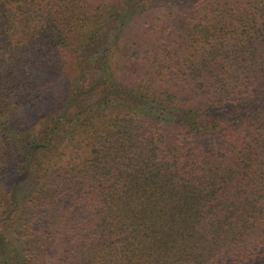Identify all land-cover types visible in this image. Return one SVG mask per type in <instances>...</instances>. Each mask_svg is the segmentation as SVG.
Listing matches in <instances>:
<instances>
[{
  "label": "trees",
  "instance_id": "trees-1",
  "mask_svg": "<svg viewBox=\"0 0 264 264\" xmlns=\"http://www.w3.org/2000/svg\"><path fill=\"white\" fill-rule=\"evenodd\" d=\"M0 264H264V0H0Z\"/></svg>",
  "mask_w": 264,
  "mask_h": 264
}]
</instances>
